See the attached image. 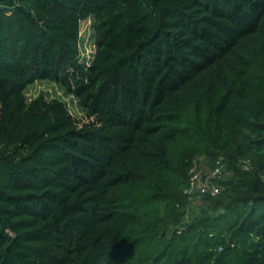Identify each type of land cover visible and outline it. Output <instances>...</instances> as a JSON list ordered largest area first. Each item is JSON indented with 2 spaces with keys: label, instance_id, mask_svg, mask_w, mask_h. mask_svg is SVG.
Instances as JSON below:
<instances>
[{
  "label": "trees",
  "instance_id": "trees-1",
  "mask_svg": "<svg viewBox=\"0 0 264 264\" xmlns=\"http://www.w3.org/2000/svg\"><path fill=\"white\" fill-rule=\"evenodd\" d=\"M0 264H264V0H0Z\"/></svg>",
  "mask_w": 264,
  "mask_h": 264
},
{
  "label": "rangeland",
  "instance_id": "rangeland-1",
  "mask_svg": "<svg viewBox=\"0 0 264 264\" xmlns=\"http://www.w3.org/2000/svg\"><path fill=\"white\" fill-rule=\"evenodd\" d=\"M92 16H87L79 22L78 31V60L88 62L94 52ZM23 95L26 100L37 94H42L47 98L58 97L63 100L69 111L80 118L86 120L83 110L80 108L76 97L65 91L61 85L49 79H36L28 82L23 88Z\"/></svg>",
  "mask_w": 264,
  "mask_h": 264
},
{
  "label": "built area",
  "instance_id": "built-area-1",
  "mask_svg": "<svg viewBox=\"0 0 264 264\" xmlns=\"http://www.w3.org/2000/svg\"><path fill=\"white\" fill-rule=\"evenodd\" d=\"M188 173L187 185L183 188V192L195 191L214 194L219 190L217 180L221 178L225 171L218 159H215L213 164H206L201 156H196L189 167Z\"/></svg>",
  "mask_w": 264,
  "mask_h": 264
}]
</instances>
